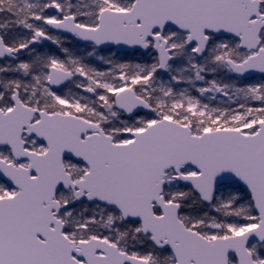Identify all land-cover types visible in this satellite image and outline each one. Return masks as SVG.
Wrapping results in <instances>:
<instances>
[{
    "label": "snow or ice",
    "instance_id": "6c2138e0",
    "mask_svg": "<svg viewBox=\"0 0 264 264\" xmlns=\"http://www.w3.org/2000/svg\"><path fill=\"white\" fill-rule=\"evenodd\" d=\"M0 264H264V0H0Z\"/></svg>",
    "mask_w": 264,
    "mask_h": 264
}]
</instances>
